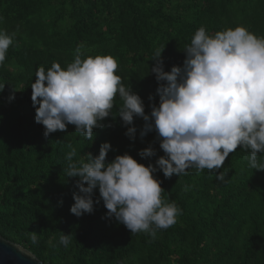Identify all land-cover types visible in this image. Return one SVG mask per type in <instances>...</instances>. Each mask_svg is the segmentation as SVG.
<instances>
[{
  "label": "trees",
  "instance_id": "1",
  "mask_svg": "<svg viewBox=\"0 0 264 264\" xmlns=\"http://www.w3.org/2000/svg\"><path fill=\"white\" fill-rule=\"evenodd\" d=\"M238 26L264 37V0H0V32L13 36L0 65V237L43 264H264V170L250 167L242 145L218 170L224 180L208 169L171 178L154 173L162 198L181 214L155 236L132 234L107 215L99 187L92 213L70 211L80 178L68 177L66 157L74 148L79 163L109 142L106 163L127 153L155 165L165 155L157 131L141 137L147 122L139 116L126 126L117 94L91 140L72 124L45 137L31 98L37 68L47 71L58 62L66 70L79 48L82 59L113 57L121 82L142 98L150 116L159 106L157 89L167 83L151 69L161 61L166 72L183 67L184 49L201 27L214 36ZM133 126L134 140L126 135ZM148 147L156 155L142 158ZM257 155L264 163V152ZM31 232L40 234L37 243ZM63 234L71 235L67 246L59 243Z\"/></svg>",
  "mask_w": 264,
  "mask_h": 264
},
{
  "label": "clouds",
  "instance_id": "2",
  "mask_svg": "<svg viewBox=\"0 0 264 264\" xmlns=\"http://www.w3.org/2000/svg\"><path fill=\"white\" fill-rule=\"evenodd\" d=\"M12 43V35L0 32V65ZM184 50L183 67L173 66L166 72L161 61L151 69L157 81L167 83L157 89L159 106H152L150 116L145 114L142 98L121 82L116 74L118 64L111 56L82 59L77 48L74 62L66 70L58 62L47 71L42 65L37 68L31 98L35 120L44 125L45 137L66 131L72 124L91 140L93 129L104 127L100 121L110 115L119 94L123 101L119 116L124 124L132 125L135 116L142 117L147 123L141 137L154 128L165 153L155 165L145 166L127 153L106 163L112 145L105 142L98 156L89 153L76 163L73 148L66 157V172L68 177L80 178L70 209L76 216L94 211L92 194L99 187L109 217L114 216L132 234L143 231L155 236V229L171 227L181 214L174 202L162 198V182L153 175L158 170L167 178L187 174L191 168L218 171L241 145L249 153L250 167L264 170L257 155L264 152V37L244 26L214 36L201 27ZM135 133L133 126L126 135L134 140ZM139 155L153 157L156 151L148 147ZM218 173L217 178L224 180L223 172ZM39 235L31 232V241L37 243ZM70 237L63 234L59 243L67 246Z\"/></svg>",
  "mask_w": 264,
  "mask_h": 264
},
{
  "label": "water",
  "instance_id": "3",
  "mask_svg": "<svg viewBox=\"0 0 264 264\" xmlns=\"http://www.w3.org/2000/svg\"><path fill=\"white\" fill-rule=\"evenodd\" d=\"M0 264H43L23 247L0 237Z\"/></svg>",
  "mask_w": 264,
  "mask_h": 264
},
{
  "label": "bare ground",
  "instance_id": "4",
  "mask_svg": "<svg viewBox=\"0 0 264 264\" xmlns=\"http://www.w3.org/2000/svg\"><path fill=\"white\" fill-rule=\"evenodd\" d=\"M38 139V138H37Z\"/></svg>",
  "mask_w": 264,
  "mask_h": 264
}]
</instances>
